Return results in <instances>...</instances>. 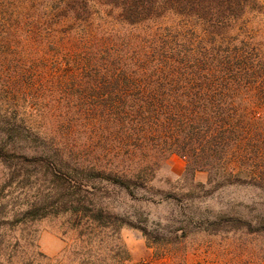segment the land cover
Segmentation results:
<instances>
[{"label":"rangeland","instance_id":"obj_1","mask_svg":"<svg viewBox=\"0 0 264 264\" xmlns=\"http://www.w3.org/2000/svg\"><path fill=\"white\" fill-rule=\"evenodd\" d=\"M257 1L264 6V0ZM94 6L93 26L107 38L106 53L97 49L86 52L87 47L80 44L76 48L81 27L71 21L59 27L68 9L63 0H0V108L4 115L0 130L11 133L4 142L10 147H23L24 140L14 135L21 134L23 139L28 137L26 140L39 135L40 140L44 138L70 151L74 160L119 173H129L141 162L153 160L149 162L154 180L144 189L132 187L127 192L98 184L100 190L83 193L86 205H102L125 222L120 236L130 253V264L148 261L152 255L140 228L147 229L152 238L162 236L181 242L186 264L246 260L264 264V235L229 226L211 232L213 221L221 214L253 217L264 213V181L217 186L220 180L213 177L210 183L207 172L186 173L187 161L182 155L160 154L156 149L163 143L159 146L152 138H139L138 133L144 129H122L115 119L117 114L109 118V111L102 105L122 97L121 87L106 89L83 77V55L93 57L96 53L101 63L123 57L134 62L136 54L149 44L144 37L159 25L177 24L178 18L170 15L136 27L117 22L118 12L111 7L98 3ZM52 39L54 47L49 46ZM63 56L69 58V64L62 62ZM259 112L264 119V104ZM250 137L254 145L256 140L264 142V129H255ZM254 166L264 170V162ZM31 169L27 168L29 176L16 180L5 200L10 219L15 213L20 219L2 231L4 245L9 247L7 253L13 248L16 251L12 261L5 264H78L87 256L76 254L82 238H86L82 233L91 232L95 245L115 242L111 229L91 225L83 214L26 217L25 212L33 204L40 208L57 200L58 187L51 176L40 167L38 172ZM8 175V168L0 163V184ZM75 223L83 228L75 227Z\"/></svg>","mask_w":264,"mask_h":264},{"label":"trees","instance_id":"obj_2","mask_svg":"<svg viewBox=\"0 0 264 264\" xmlns=\"http://www.w3.org/2000/svg\"><path fill=\"white\" fill-rule=\"evenodd\" d=\"M63 1L68 9L59 27L65 26L66 21L81 27L76 48L80 44L87 47L86 52L97 49L106 53L104 47L109 44L104 32L93 26L97 3L117 11V22L136 27L175 15L177 24L159 25L144 37L149 44L136 54L134 62L123 57L101 63L96 53L93 57L82 53L84 79L106 89L121 87L122 97L102 105L109 111V118L117 114L115 119L122 129H144L138 133L139 138L142 141L152 138L159 146L163 143L156 149L160 154L182 155L187 161L186 173L207 172L210 183L213 177L220 180L217 186L256 185L264 181V170L254 166L264 162V142L256 140L254 145L250 139V132L264 129L259 112L264 104L263 5L257 0ZM49 44L55 46L53 39ZM69 61L67 56L62 57V62L69 64ZM1 116L4 115L0 108V119ZM10 134L0 130V163L9 170L8 178L0 184V259H6L0 260V264L10 263L16 252L13 248L7 253L9 247L4 245L2 231L20 220L17 213L10 219L5 200L16 180L29 176L27 168L38 172V167L57 184V200L40 208L33 204L24 215L33 219L50 213H71L76 217L83 214L91 225L111 229L116 238L111 245H95L89 236L91 232L82 233L86 238H82L76 254L87 256L78 264H130V253L120 236L125 222L102 205H86L83 193L100 190L98 184L127 192L132 187L144 189L154 180L149 162L153 160L141 162L129 173H119L74 160L70 151L44 138L40 140L39 135L26 140L28 137L23 139L15 133L25 145L10 147L4 142V137ZM213 226L211 232L215 233L217 228L229 226L264 235V213L253 217L221 214ZM75 227L83 228L79 223ZM140 230L148 239L152 255L150 260L139 264H186L187 254L183 249L180 251L181 242L162 236L152 238L147 229ZM101 255L103 258L95 259Z\"/></svg>","mask_w":264,"mask_h":264}]
</instances>
